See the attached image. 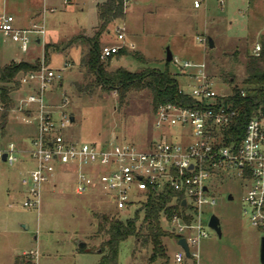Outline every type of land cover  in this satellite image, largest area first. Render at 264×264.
Listing matches in <instances>:
<instances>
[{"label": "rangeland", "instance_id": "obj_1", "mask_svg": "<svg viewBox=\"0 0 264 264\" xmlns=\"http://www.w3.org/2000/svg\"><path fill=\"white\" fill-rule=\"evenodd\" d=\"M63 1L0 0L4 5L3 15H13L20 27L30 25L33 17L38 21V12L45 24L44 35L31 33L27 52L0 33V71L16 59L37 66L50 65L60 71L61 79L47 92L46 102L56 118L62 113L75 118L68 127L71 138L79 142L113 141L145 148L160 135L154 126L150 92L132 91L121 105L115 89L85 90L93 79L83 63L87 46L80 42L69 44L76 36H93L98 25L96 3L99 0H80L84 2L83 10L72 3L77 0L66 5ZM52 8L56 9L52 11ZM118 30L125 34L124 40L118 39ZM263 35L264 0H227L223 8L217 0H205L199 9L194 7V0H128L125 17L108 26V31L101 36V44H121L130 52L104 60L110 63L108 70L118 67L132 72L147 68L164 70L169 47L174 57L169 71L177 75L181 87L186 86L187 78L182 75L180 65L190 61L205 62L219 87L226 88L221 77L223 72L234 74L237 82L243 84L247 54H251ZM209 38L215 41L213 48L208 45ZM46 45L50 46L47 57ZM136 51L144 61L133 56ZM76 83L81 86L80 90ZM30 92L27 85L21 84L11 93L14 108L9 113L5 133L0 129V152L10 142L19 151L14 165L0 158V264H14L17 256L23 257V252L30 251L38 252L39 264H98L102 255L98 252L101 238L96 235L99 221L96 215L126 219L132 211L118 212L110 199L98 192L76 193L73 173H56L58 185L45 186L39 211L23 207L20 180L33 166L31 160L27 161L25 151L31 147L36 133V120L26 123L24 115L29 111L21 110L20 106ZM1 106L0 103V118ZM27 107L36 117L38 105ZM249 184L250 181L226 177L216 185V203L206 207L205 214L206 219L213 214L218 216L222 235L206 223L208 236L199 245V264H264L260 259L264 231L252 226L243 213ZM229 194L233 199L228 198ZM78 241L86 246L80 248ZM164 243L169 256L166 264H179L175 261V253L182 250L178 241L167 237ZM151 252V246L136 247L135 238L129 237L120 244L119 264H162L161 260H150ZM182 264H194V260L187 257Z\"/></svg>", "mask_w": 264, "mask_h": 264}, {"label": "built area", "instance_id": "obj_2", "mask_svg": "<svg viewBox=\"0 0 264 264\" xmlns=\"http://www.w3.org/2000/svg\"><path fill=\"white\" fill-rule=\"evenodd\" d=\"M217 1L223 8L227 0ZM63 2L66 5L71 0ZM204 2L194 0V7L199 9ZM39 18L24 28L13 15L4 14L0 17V33L27 52L31 33L45 34L44 17L40 14ZM117 33L119 40L125 39L124 33L119 30ZM122 47L121 44L103 46L101 58L108 59ZM261 49V44L256 43L251 53L258 56ZM180 66L187 82L185 87L179 86V92L194 102L161 105L154 114V126L160 135L145 148L71 138L68 133L71 117L62 113L56 118L46 102L47 92L61 79L60 71L43 64L22 74L21 84L27 85L31 92L20 108L29 111L24 115L26 123L36 120V133L31 147L25 151L33 166L20 181L23 207L40 210L45 186L58 185L56 173H73L76 193H101L121 213H133L152 192L172 189L177 193L180 211L169 219L168 227L179 239H186L189 258L199 264V245L208 236L206 223L209 224L212 216L206 219V207L216 203L215 188L219 181L230 177L250 181L243 213L252 226L264 231V117L249 118L242 137L238 136L234 130L238 110L226 101L232 95L231 87L227 84L226 88L219 87L205 62L185 61ZM241 93L245 94L243 90ZM28 104L38 105L36 117ZM230 130L233 133L228 134ZM4 154L10 165L18 161L19 151L13 142L0 152V158ZM180 247L175 261L182 264L187 256ZM24 256L28 259L25 264H39L37 251L26 252Z\"/></svg>", "mask_w": 264, "mask_h": 264}, {"label": "trees", "instance_id": "obj_3", "mask_svg": "<svg viewBox=\"0 0 264 264\" xmlns=\"http://www.w3.org/2000/svg\"><path fill=\"white\" fill-rule=\"evenodd\" d=\"M128 0H99L97 4L98 25L93 36L79 35L72 38L69 44L80 42L86 45L83 54V63L86 73L93 79L86 85L85 90L90 91L94 87L103 90L115 89L119 95V103L125 104L128 94L132 91L148 90L151 94L152 111L155 114L161 105L192 104L194 100L179 92V81L176 74L166 68H147L141 72H132L124 67L108 70V65L101 58V36L108 31V26L118 19L125 17L126 3ZM261 52L255 56L247 54L246 75L243 84L237 82V78L230 72H223L222 79L232 89V95L226 101H230L238 110V116L234 120V130L242 137L244 126L249 118L258 115L264 117V35L260 39ZM50 46H45V57L48 56ZM128 49L122 47L118 53L109 57L110 60L117 56L127 55ZM133 56L139 60L143 57L139 52ZM37 65L29 61H12L1 68L0 81V103L2 104L0 129L5 133V126L10 111L14 108V100L11 93L20 88V76L29 71L37 69ZM12 84V86H9ZM84 90V88H83ZM242 90L244 95H242ZM229 133H233L230 130ZM235 133V132H234ZM240 139V137H239ZM180 211L177 193L172 189L162 192L150 193L148 200L136 207L132 215L126 219L121 216L102 214L96 215L99 219L96 235L101 238L99 248L101 249V260L98 264H119L120 244L134 237L137 246H151V261L161 260L166 264L169 260L164 238L179 239V236L169 229L168 221ZM140 221V223H139ZM27 257L19 255L14 264H25Z\"/></svg>", "mask_w": 264, "mask_h": 264}, {"label": "water", "instance_id": "obj_4", "mask_svg": "<svg viewBox=\"0 0 264 264\" xmlns=\"http://www.w3.org/2000/svg\"><path fill=\"white\" fill-rule=\"evenodd\" d=\"M38 42H40V39H38ZM208 45L210 48H213L215 46V41L212 39V38H209L208 40ZM166 60L167 62H171L173 60V53L171 52L170 48L167 47L166 49ZM78 89L80 90L81 89V86L76 83ZM75 121V118L74 117H71V122L73 123ZM2 160L5 161L6 160V154H4L2 156ZM229 199H233V195L232 194H229L228 196ZM182 205L184 207L187 206V203L186 201H183L182 202ZM209 226L210 228H212L219 236L222 235V231H221V225H220V219L218 218V216L216 215H212L211 218H210V221H209ZM178 244L180 246H182L184 249H185V252H186V256L189 257L190 256V253H189V246L187 244V241L185 238H180L178 240ZM78 246L80 248H83L86 246V244L83 242V241H78ZM98 252L101 253V249L99 248L98 249ZM260 259H261V262L264 263V235L261 237V240H260Z\"/></svg>", "mask_w": 264, "mask_h": 264}, {"label": "crops", "instance_id": "obj_5", "mask_svg": "<svg viewBox=\"0 0 264 264\" xmlns=\"http://www.w3.org/2000/svg\"><path fill=\"white\" fill-rule=\"evenodd\" d=\"M73 4H76V5H78V6H80V8L83 10V3L84 2H82V1H80V0H77V1H75V2H72ZM71 3V4H72ZM97 4H98V2L96 3V6H97ZM3 6L4 5H1V3H0V17L3 15V13L4 12H2V9H3ZM40 15V12H38L37 13V15H36V19L38 18V16ZM33 21H36L35 20V17H33ZM33 21L32 22H30V23H33ZM39 39V38H38ZM38 39H37V42H38ZM40 42H41V40H40ZM40 42H38V43H40ZM127 46V45H126ZM13 61H16V62H18V61H21V60H19V59H16V60H13ZM12 62V61H11ZM35 135V134H34ZM27 157V156H26ZM30 159L27 157V161H29ZM22 161H24V160H22ZM33 165V164H32ZM21 181V180H20ZM15 187H17V186H15ZM25 252H23L22 254H24ZM15 263V262H14Z\"/></svg>", "mask_w": 264, "mask_h": 264}]
</instances>
